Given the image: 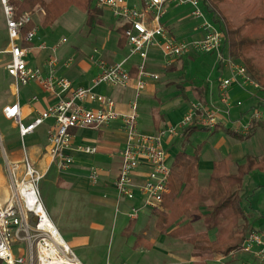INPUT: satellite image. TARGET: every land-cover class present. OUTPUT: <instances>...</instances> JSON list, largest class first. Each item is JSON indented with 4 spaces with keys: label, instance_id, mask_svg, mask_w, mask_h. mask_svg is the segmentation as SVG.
Wrapping results in <instances>:
<instances>
[{
    "label": "crops",
    "instance_id": "1",
    "mask_svg": "<svg viewBox=\"0 0 264 264\" xmlns=\"http://www.w3.org/2000/svg\"><path fill=\"white\" fill-rule=\"evenodd\" d=\"M44 1L49 2L51 0ZM126 2L130 7L140 6L139 0H126ZM94 4L97 6L96 0H94ZM100 10V14L90 28L85 26V13L75 7L69 8L66 13L49 27H43L41 24L44 17L43 10L37 9L32 12V24L36 32L29 45L31 50L25 61L28 67L40 69L45 74L47 72L48 58L55 54L54 56L58 60L56 67L58 76L69 80L73 88H88L98 95L111 98L115 103V110L118 113H128L130 111V104L134 98V85L131 83L125 89L113 88L105 84L95 86L94 81L99 72L97 65L99 62L111 65L127 59L125 68L132 75L131 72L137 71L140 59L136 56L139 60L136 61L134 56L128 57L126 42L122 46L119 45L121 36L119 29L122 28L120 23L111 16L109 11H106L116 21L115 24H110L105 18V9L101 8ZM207 17L210 19L208 15ZM180 23L184 24V22L180 21L175 26L167 25L166 23H163V25L167 32L175 38L176 36L179 37L178 35L182 33L181 27H179ZM188 35V38L181 39L187 41L197 39L200 37L201 32L194 27L193 31ZM63 39H66V42L61 44ZM42 44L46 49L39 50L38 47ZM55 47L56 49L53 51ZM9 49L6 21L0 3V149L2 156L0 159V206L7 201L10 195V169L15 165L18 166L26 154L32 165L43 173V178L51 170L54 171L51 185L49 186L52 198H41V202L57 231L61 229L63 224L68 226L70 223L68 219L77 210H79L78 212L82 211L88 214L90 205H92V209L97 214H102L107 209L117 208L119 202L115 197L114 199L110 197V192L113 190V181L120 167V153L126 139L119 122H113L97 130L89 128L73 130L72 147L66 153L72 157L74 166L72 165V168L70 166L65 171H59L56 163L52 161L47 153V131L52 125V121L43 123L32 134L24 137L21 143L8 140L6 135H2L1 128L18 129L14 121L4 117L3 109L5 107L17 104L20 122L23 125H29L48 106L68 96V93L53 95L44 92L34 83H30L24 87L16 85L14 79L8 76L6 72V65L10 61ZM160 57L162 58L159 51L151 50L146 60V69L151 73L157 74L159 80L157 82L149 81L139 101L144 106H141L139 113L137 112L138 128L140 131L155 133L169 126H174L173 123L177 125L176 121L178 119H174V113L180 109L183 116L191 104L200 103L209 110H217L219 112V129L217 131L213 132L206 129L195 131L207 132L206 140L195 146L200 145L202 147L197 162V181L200 188H205L208 185L209 177L216 161L223 160L226 169L230 172L236 167L237 163L242 162L246 155H261L255 152L262 146L264 149L263 137L260 130H257L254 136L246 141H239L229 137L225 134V130L241 135L239 130L240 124L246 122L247 113L251 111L249 108L253 109L252 107L260 105L259 108L264 109V93L253 89L251 86L241 84L239 81V85L234 84L230 89L231 103L229 113L226 114L218 98L219 80L231 76L225 62L218 65V71L220 72L218 81L203 88L185 85L183 77L178 75L179 70L182 69L179 63H182L181 60L183 58L175 60L168 65H163L159 60ZM68 59H72L73 61L66 63ZM170 91L176 92L174 94L175 100L173 103L167 102L162 104L160 99L163 92ZM245 101L248 103H245ZM153 102L159 103L155 109H152L150 106ZM237 102H243L242 106L237 107ZM175 104L177 106H174ZM94 106L96 104L88 105L89 108ZM194 133L189 136L181 131L177 137L166 139L163 142V148L166 146L167 151H169L178 147L179 150L175 154L181 150L186 152V147L191 146V137ZM79 145H94L97 151L94 155H85L76 149ZM195 147L192 148V152ZM192 152L188 154L191 155ZM250 152L255 155L249 154ZM82 157H85V160L89 164L86 166L81 165L80 160ZM78 158L80 160L77 163ZM173 160L170 161V167ZM74 167L80 168L78 173L72 172ZM91 167L97 168L100 172V177L96 183H91L88 179ZM81 168L87 169L88 172L85 173L84 171L83 173ZM141 171L147 172V169L144 168ZM83 182H89L90 185L85 186ZM84 202L85 206H83ZM83 207H85V210ZM162 210L163 208L160 211ZM203 212L206 213L207 209L204 208ZM64 214L66 217H64ZM151 214L154 217L153 212ZM193 215L191 214L183 218V220H188ZM258 218L264 219V215H259L255 219ZM193 226L196 233L206 231L200 221L194 223ZM98 227L102 228L100 225ZM146 235L144 232L140 236H136L132 245L134 253L141 251L137 264H192L195 261H199V258L191 256L193 253L191 246L179 239H173L166 234L158 233V235H155V238L147 241ZM137 238L138 240H136ZM65 243L69 245L82 264H98L101 261V256L95 249V247H98V243L95 245L85 234H73L70 236L68 242ZM92 246L94 247L92 248ZM76 250L79 253L78 255L76 254ZM119 257V254H115L112 260L106 261L105 264H129L126 261L118 262ZM206 264L262 263L253 259L250 255L240 252L228 257L213 256L211 260H207Z\"/></svg>",
    "mask_w": 264,
    "mask_h": 264
},
{
    "label": "built area",
    "instance_id": "2",
    "mask_svg": "<svg viewBox=\"0 0 264 264\" xmlns=\"http://www.w3.org/2000/svg\"><path fill=\"white\" fill-rule=\"evenodd\" d=\"M21 1L23 0H0L10 45L7 75L18 86L34 83L44 92L53 95L68 93V96L48 106L29 125L20 122L17 104L5 107L3 115L17 124L21 139L32 134L43 123L52 121L47 131V153L59 171H65L73 163L72 157L66 153L72 147L71 130H97L119 122L126 139L120 153V167L112 186L117 201L138 200L150 212L160 211L164 197L169 193L171 175L163 142L177 137L181 131L193 124L209 130L219 124L217 110H209L196 103L190 105L177 125L155 133L139 130L136 100L145 91L149 81L159 80L157 74L146 69V60L151 50L159 51L166 65L185 57L192 50L215 54L219 62H225L231 76L219 80L218 98L226 114L229 113L231 103L229 92L234 84L239 85L240 81L255 90L259 89L249 79L243 66L224 58L223 32L208 19L201 8V0H139V7H130L126 0H96L97 7L109 11L123 28L128 57L137 56L140 59L135 77L125 68L127 59L111 65L103 62L97 65L99 72L94 81L95 86L105 84L125 89L131 83L134 85L130 111L118 113L111 98L98 95L88 88H73L69 80L58 76V60L55 54L48 58L45 74L40 69L27 66L25 58L31 50L29 45L36 29L33 27L24 33L26 27L32 23V13L24 12L17 16L13 2ZM166 5L190 6L191 17L201 21L196 29L201 32L200 37L188 42L176 41L162 23ZM65 42L66 39H63L61 44ZM38 48L46 49L43 44ZM55 49L56 47L53 51ZM72 61L68 59L66 63ZM89 104L96 106L89 108ZM236 106L240 107L242 103L237 102ZM263 118L264 112H252L247 116L246 122L240 124L241 135H247L252 123ZM76 149L85 155H94L97 151L94 145H79ZM144 168L147 172L141 171ZM99 177V170L91 167L89 181L96 183ZM9 178L10 195L0 206V264H82L50 221L38 190L43 173L32 165L26 154L18 166L10 169ZM137 212L132 206L128 215L130 220L137 219ZM240 252L264 264V233L252 232L247 235Z\"/></svg>",
    "mask_w": 264,
    "mask_h": 264
},
{
    "label": "trees",
    "instance_id": "3",
    "mask_svg": "<svg viewBox=\"0 0 264 264\" xmlns=\"http://www.w3.org/2000/svg\"><path fill=\"white\" fill-rule=\"evenodd\" d=\"M13 5L17 16L43 10V27L53 25L69 8L75 7L85 13V26L90 28L101 12L94 0H23L13 2ZM201 5L210 21L223 32V48L227 50V58L243 66L249 79L259 86L257 91L264 93V0H201ZM31 28L32 23L24 33ZM123 31V28L119 29L120 46L126 42ZM131 73L132 77L136 75V72ZM198 129L205 130L193 124L183 132L190 136ZM218 129L219 126L212 131ZM257 130L261 131L264 144V121L253 122L247 135L228 130H225V134L246 141ZM201 148L200 145L195 147L191 155L184 150L176 154L171 166L170 191L162 203L163 210L153 212L154 228L159 234H166L191 246V256L199 258L192 264H206L213 256L228 257L240 253L247 235L258 232L254 221L260 218L250 220L240 201L245 178L255 172L264 174L263 149L261 155H246L230 172L223 160L216 161L208 185L200 188L197 162ZM204 208L207 209L206 213L203 212ZM191 214L194 215L190 219L183 220ZM199 221L204 225L205 232L196 233L193 225ZM134 223V220L129 221L122 232L124 237L132 234Z\"/></svg>",
    "mask_w": 264,
    "mask_h": 264
},
{
    "label": "rangeland",
    "instance_id": "4",
    "mask_svg": "<svg viewBox=\"0 0 264 264\" xmlns=\"http://www.w3.org/2000/svg\"><path fill=\"white\" fill-rule=\"evenodd\" d=\"M201 8L205 12L202 5ZM106 11L107 10H105V12ZM164 12L165 14L162 19L163 23L175 26L180 21L184 22V24L180 23L179 27H181L180 30L182 33L181 35H178L179 37L176 36L174 38L176 41L188 42L187 40L181 38H188V34L193 31V28L195 27V29H197L198 26L201 25V21L195 20L191 17V7L188 5H166L164 7ZM105 18L110 24H115L116 22L111 18L108 12L105 13ZM222 53L224 58H226V48L222 49ZM134 57L137 61L138 58L136 56ZM159 60L161 63H163V65L166 64L161 57L159 58ZM181 62L182 63H179V65H181L182 69L179 70L178 75H181V77H183L184 84L187 86H199L205 88L209 84L217 82L220 77L218 65H221L222 62H219L217 60L215 54H204L192 50L185 57H183ZM175 93L176 92L172 91L163 92L160 102L162 104L167 102L173 103V101L175 100ZM142 95L143 93H141L140 97L136 100L138 113L141 111V106H143L141 102L139 103ZM245 103L248 102L245 101ZM158 104L159 103L157 102H153L150 106L152 109H155L158 107ZM174 106L177 105L175 104ZM255 110L264 112L263 108L257 107L251 109V111L247 113V116H249ZM181 113L182 111H180V109H178L176 113H174V119H178L176 121V124L182 120L183 116L181 115ZM261 121H264V118ZM173 124L175 125V123ZM1 132L3 133L2 135L7 136L8 140L21 143L22 139H20L19 137L18 129L14 130L11 128H1ZM206 137L207 132L205 131L195 132L191 137V146L186 147V152L191 153L192 148L206 140ZM178 150L179 148L177 147L173 150L167 151L166 146H164V151H167L166 153L168 154V160L166 161L168 165H170V161H172L176 156L175 153ZM255 152L256 154H262L263 146ZM249 154L254 153L250 152ZM1 158L2 156L0 149V159ZM79 160L80 159L78 158L77 163ZM80 161L81 165L86 166L87 164H89V162L85 160V157H82ZM72 165L71 168L74 166ZM79 169L80 168L74 167L72 172L78 173ZM81 170L83 173L84 171L85 173L88 172L87 169L84 170L83 168H81ZM53 172L54 171L51 170L49 174L45 178L41 179L38 184V190L41 196L40 198L42 199L44 197L48 199L52 198V193L49 190V186L51 185V179L54 175ZM83 184H85V186L90 185L89 182H83ZM110 193L111 198L114 199L115 197V199H117L116 194L113 190H111ZM118 202L119 203L117 204V208L114 207L112 209H107L102 214H97L94 209H92V205H90V211L88 214L82 211L78 212L79 210H77V212L73 213V216L68 219V221L70 222L68 226H66V224H63L61 229H58L60 236L65 242H68L70 236L73 234H85L90 239V241L92 240V242H94L95 245L96 243H98V247H95V249L101 256V261H99L98 264H105L106 261L112 260L115 254H119L120 256L118 262L126 261L129 264H137L139 261L138 259L141 256V251H136V253H134L132 250V245L136 236H140L144 232L145 234H147L145 237L147 241H149L151 238H155V235H158L157 231L154 229V217L147 208L143 207L142 202L138 200L126 201L125 199H118ZM240 205L241 207H243V209H245V211H247L248 214H250L248 215L250 216V220H255V218L259 217V215H264V174L255 172L251 174V176L245 178L243 191L241 193ZM83 206H85V202ZM132 206L138 210L137 219L135 220V223L133 225L132 234L129 237H124L121 235V233L129 223L130 218L128 215L131 213ZM83 208L85 210V207ZM64 217H66L65 214ZM263 220L264 219H258L257 221H254V227L258 230V232L262 233H264V222H262ZM99 225L102 226L101 229L98 227ZM93 247L94 246H92V248ZM76 254H79L77 250Z\"/></svg>",
    "mask_w": 264,
    "mask_h": 264
},
{
    "label": "bare ground",
    "instance_id": "5",
    "mask_svg": "<svg viewBox=\"0 0 264 264\" xmlns=\"http://www.w3.org/2000/svg\"><path fill=\"white\" fill-rule=\"evenodd\" d=\"M203 1V0H202Z\"/></svg>",
    "mask_w": 264,
    "mask_h": 264
}]
</instances>
